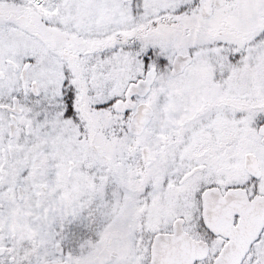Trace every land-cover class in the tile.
<instances>
[{
    "label": "snow or ice",
    "instance_id": "1",
    "mask_svg": "<svg viewBox=\"0 0 264 264\" xmlns=\"http://www.w3.org/2000/svg\"><path fill=\"white\" fill-rule=\"evenodd\" d=\"M0 264H264V0H0Z\"/></svg>",
    "mask_w": 264,
    "mask_h": 264
}]
</instances>
